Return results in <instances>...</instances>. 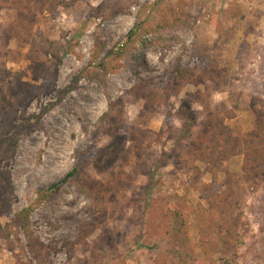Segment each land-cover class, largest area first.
<instances>
[{
  "label": "rangeland",
  "instance_id": "obj_1",
  "mask_svg": "<svg viewBox=\"0 0 264 264\" xmlns=\"http://www.w3.org/2000/svg\"><path fill=\"white\" fill-rule=\"evenodd\" d=\"M259 117L264 0H0V264H182L168 209L204 190L241 207L227 246L201 248L187 213L195 264H264V177L201 142L220 126L238 145ZM74 168L31 216L34 254L4 228Z\"/></svg>",
  "mask_w": 264,
  "mask_h": 264
},
{
  "label": "trees",
  "instance_id": "obj_2",
  "mask_svg": "<svg viewBox=\"0 0 264 264\" xmlns=\"http://www.w3.org/2000/svg\"><path fill=\"white\" fill-rule=\"evenodd\" d=\"M24 26H26V24H24ZM24 26L23 28H25ZM18 32L20 31H15V33L19 35L20 33ZM135 35L136 29L130 31L128 37L131 39ZM128 47L129 44H127L122 51H113L108 59L100 61L97 70H114L111 67H113L114 64H117L116 62L118 58L120 59L124 56V53L128 50ZM3 129L7 128L4 126ZM212 131L202 134L201 142L203 144H207L209 143L210 138L213 136H218L223 140V143L217 142L213 145V147L209 148V152L211 149L210 154L214 155L215 153H218L221 157L225 158L242 154L244 157L245 170L252 172V174L258 178L264 177V119L259 117L255 129L242 135L240 140L241 143H238V145L236 140L231 137L229 131H226L225 128L216 126L214 129H212ZM2 132L3 131L0 130V134ZM8 143L14 145L16 144V141L14 142V139L12 138L9 139ZM215 160L216 158L214 157L207 159V161L210 162ZM212 165L214 166V164ZM78 172L79 169L74 168L66 177L51 186L49 189L39 191L36 205L25 208L21 212L17 213L14 217V220L12 221V224H7L4 229L8 231L12 226L20 229L25 237L28 238L31 248L33 249V253L35 254L37 251H39L36 244V239L33 238L31 232V216L37 209V206L44 204L51 197V195H53L56 190L59 189V187L74 182ZM77 187L82 193L89 196L92 195L90 189L86 185L84 186L82 183H79ZM203 188H207V186L205 185ZM204 191L203 197L207 206L198 204L197 207H189L186 203L180 202L179 205H172L168 209V214L171 218V223L169 224L167 230L168 242L181 253L182 264H195V261L192 257L193 248L188 245V214L191 215L195 223L198 224V230L201 235V248H208L212 244H215L218 247L220 242H223L227 246L229 243V238H231L227 237V235L230 234V231L235 226L234 223H229L228 218L231 217V214L235 209L238 210L241 207L239 201L233 200V193L231 191H226L224 193H212L211 191H206L205 193H207V195L204 194ZM225 229L226 235L221 237V241L212 240L213 242H211L209 234H211L213 230L223 231ZM210 237H212V235Z\"/></svg>",
  "mask_w": 264,
  "mask_h": 264
}]
</instances>
